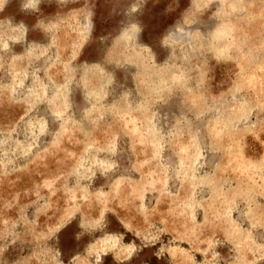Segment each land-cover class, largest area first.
I'll return each instance as SVG.
<instances>
[{
	"label": "rangeland",
	"instance_id": "374dc122",
	"mask_svg": "<svg viewBox=\"0 0 264 264\" xmlns=\"http://www.w3.org/2000/svg\"><path fill=\"white\" fill-rule=\"evenodd\" d=\"M0 264H264V0H0Z\"/></svg>",
	"mask_w": 264,
	"mask_h": 264
}]
</instances>
